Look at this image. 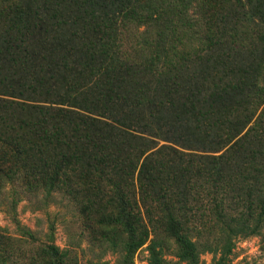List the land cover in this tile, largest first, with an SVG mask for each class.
Instances as JSON below:
<instances>
[{
  "label": "trees",
  "instance_id": "16d2710c",
  "mask_svg": "<svg viewBox=\"0 0 264 264\" xmlns=\"http://www.w3.org/2000/svg\"><path fill=\"white\" fill-rule=\"evenodd\" d=\"M8 185L12 211L74 200L117 264L145 246L168 264L171 240L180 263L230 264L264 234V0H0ZM11 242L0 264H76L53 242L22 263Z\"/></svg>",
  "mask_w": 264,
  "mask_h": 264
},
{
  "label": "rangeland",
  "instance_id": "374dc122",
  "mask_svg": "<svg viewBox=\"0 0 264 264\" xmlns=\"http://www.w3.org/2000/svg\"><path fill=\"white\" fill-rule=\"evenodd\" d=\"M13 196L10 185L0 194V234L11 238L13 246L21 249L19 258L22 263L53 242L61 250H67L76 264H117L118 254L113 253L108 245L99 243L97 230L85 226L80 205L74 200L60 192L47 198L43 194L21 195L16 197L17 204L12 211L10 202ZM87 196L91 194L85 191L83 198ZM19 226L29 229L33 237L22 233ZM170 242L172 248L165 249L168 264H185L174 255V240ZM148 256L145 246L137 252L135 264H148ZM200 260L201 264L215 262L212 253H203ZM230 260V264H264V234L235 240Z\"/></svg>",
  "mask_w": 264,
  "mask_h": 264
}]
</instances>
